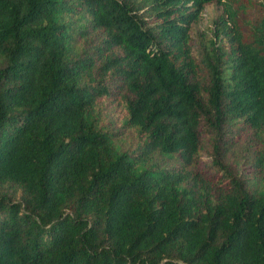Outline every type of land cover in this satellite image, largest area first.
Wrapping results in <instances>:
<instances>
[{
  "label": "trees",
  "instance_id": "1",
  "mask_svg": "<svg viewBox=\"0 0 264 264\" xmlns=\"http://www.w3.org/2000/svg\"><path fill=\"white\" fill-rule=\"evenodd\" d=\"M257 8L0 0V264H264V16L239 17Z\"/></svg>",
  "mask_w": 264,
  "mask_h": 264
},
{
  "label": "rangeland",
  "instance_id": "2",
  "mask_svg": "<svg viewBox=\"0 0 264 264\" xmlns=\"http://www.w3.org/2000/svg\"><path fill=\"white\" fill-rule=\"evenodd\" d=\"M223 14V5L217 2L208 3L203 7V10L200 14V18L197 22L192 24L191 35L193 37L194 46L197 48L200 46V39L209 40L213 37L216 26L214 22L218 19L219 16ZM264 16L263 9H252L245 15H240L241 22H245L246 24H253L255 22H260ZM113 109L107 107V105L103 104V115L108 118V120L115 125V116L112 114ZM239 144V151L242 152L243 148L248 144L252 137H255L252 131L243 132L242 134L235 133L234 134ZM264 139V136H262ZM229 141L232 142L233 139L229 137ZM256 142L258 141L260 145L262 143L256 138ZM211 141L210 137L203 136L202 146H201V159L198 163V169L204 173L212 172L214 169L213 163L214 158L212 154H210ZM246 154V152H245ZM226 163H230V160H227ZM249 171V170H248Z\"/></svg>",
  "mask_w": 264,
  "mask_h": 264
}]
</instances>
